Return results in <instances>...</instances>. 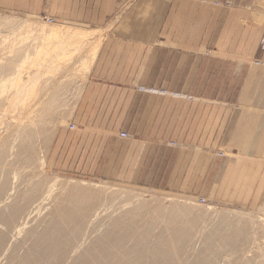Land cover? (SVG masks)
Segmentation results:
<instances>
[{"label": "crops", "instance_id": "1", "mask_svg": "<svg viewBox=\"0 0 264 264\" xmlns=\"http://www.w3.org/2000/svg\"><path fill=\"white\" fill-rule=\"evenodd\" d=\"M0 11L104 34L73 118L98 177L257 204L264 0H0Z\"/></svg>", "mask_w": 264, "mask_h": 264}, {"label": "bare ground", "instance_id": "2", "mask_svg": "<svg viewBox=\"0 0 264 264\" xmlns=\"http://www.w3.org/2000/svg\"><path fill=\"white\" fill-rule=\"evenodd\" d=\"M9 18H0V100H4L0 123L12 120L3 117L13 108L27 115L9 137L1 136L11 123L0 129V264H229L224 262L227 255L243 257L240 250L263 231L255 215L214 213L178 196L148 200L106 183L33 175L42 169L41 149L55 127L66 122L65 115H72L83 88L81 80H75L89 72L97 52L91 48L87 57L63 59L75 56L81 43L96 39L98 30L74 28L79 33L66 45L57 40L59 34L65 35L64 28L59 30L61 24L52 19L32 27ZM45 41L48 47L41 46ZM61 60L66 64L60 67ZM45 62L48 68L43 70ZM36 64L38 69L27 68ZM24 72L29 75L23 77ZM28 93L34 99L31 110ZM69 101L74 103L72 110Z\"/></svg>", "mask_w": 264, "mask_h": 264}, {"label": "rangeland", "instance_id": "3", "mask_svg": "<svg viewBox=\"0 0 264 264\" xmlns=\"http://www.w3.org/2000/svg\"><path fill=\"white\" fill-rule=\"evenodd\" d=\"M2 17H11L9 19L11 21L15 20V22H25V23L27 22L26 24H28L29 26L32 24L31 25L32 27L35 26V24H38V22H40V21L42 22V24L47 22L50 19L55 21L53 18H48L47 21L46 20L43 21L41 18H35V17H29V16L28 17L27 16L23 17L21 15H17V14L11 13V12H2V11H0V18H2ZM32 22H34V23H32ZM50 24H53V23H50ZM74 28L75 27H72V26H70V27L59 26V30L63 29L61 31V33H64L63 31H65V35L64 34H59L58 35L59 37H58L57 40H60L59 42H61L63 44L64 43L66 45L69 44L70 43V39H72L71 37L74 35V33H79L76 30L74 31ZM2 29H3V27L0 26V32H1ZM70 30H73V31H70ZM85 31H87V30H85ZM70 32H73V33H71L72 35L71 34L69 35ZM94 33H96V32H94ZM101 34L102 33H99V34L96 33V35L98 37H96V39H93L95 41L93 43H92L93 40H91V41L87 40V41L84 42L85 44L87 43L86 45H84V43H81L80 45H78L77 49H78L79 52L77 51L78 52V53H76L77 55L75 54V56L69 57V58L67 56V58L65 57L63 60H67V61L71 60L73 62L74 60H76L77 58L80 57L79 55H81V57L83 58L84 55H86L85 57H87V55L90 54L92 52V50H94V49H95V52H97L98 48H99V46L101 44L102 38L104 36V34H102V36H101ZM35 36L39 37L37 35H35ZM94 37L95 36H91V38H94ZM63 40H64V42H63ZM34 42H35L34 48H37L38 41L36 40ZM91 43L96 45L95 46L96 48L93 47V46L91 47V45H92ZM48 44H49V42L45 41V43H43L41 46L48 47ZM83 45H84V47H82ZM87 45H88V48L89 47L90 48L86 50ZM79 47H82V49H80ZM91 48H94V49H91ZM90 49H91V51H90ZM63 60H61L59 62L58 66L61 67L63 64H66V62H62ZM71 61H69V62H71ZM45 63H46V65L44 66L43 70L48 68L47 67L48 63L47 62H45ZM27 68H30V69L31 68L32 69L33 68H37L38 69V66L36 64V65H34V67L27 66ZM38 73H34V76L36 74H38ZM89 73L90 72H88V71L85 72V75H81V76L77 77V79L75 81L81 80L82 86L84 87V85H85V83H86V81L88 79ZM24 75L27 76L29 74L24 72L23 73V77H24ZM21 83L22 84H26V81H21ZM80 88H79V92L80 91L81 92L79 94L81 96L83 88L81 86H80ZM25 98H26V95H24L23 99H25ZM27 99L28 100L29 99L32 100V102L29 105V108L31 110V107L34 105V99L33 98H29V93H28ZM69 99L71 100V98H69ZM77 99L78 100H77V103L75 105V108H73L74 105L73 106L71 105V104H74V103H71V102H73V100H75V99H72L71 102L69 101L70 104H68V105H70V106H68L69 107L68 109H70V110H72V108L74 109L72 111V115H70L69 113L67 115H65V117L67 118L66 122L64 121L65 123L63 122V124H61L57 128L55 127V129L57 131L54 129L55 132L52 134L51 139L48 141V143L45 146H43V149H41L42 152H44L43 155L45 156L43 158V162H41L42 169L40 171H37V172L33 173V175H38V174L42 173L44 175H47V177H49V178L51 176V177H60V179H69L70 178V179H75V180H86V181L91 182V183H97L100 186H103L106 183V184H109L110 186H115V188H117V189H123V190H127V191L131 190L134 195H137V193H139L141 196L143 195L142 197H144L145 199H148V200H151V197H153V196L163 197V198H168V199H170V197L172 198V197L178 196V197H182V198H180L181 201H183L184 198H191L192 197L191 198V202L199 204V206H200L199 208L207 209L208 207H210V208L213 209L214 213L218 212V211H220V212L221 211L222 212L223 211H227V212L233 213V214L238 215V216H244V215L247 216L249 214L255 215L256 218L254 220H256L257 223L259 222L258 226H259V228H263V231L258 234L256 241H251L250 244L247 246V248H242V250H240L241 254H244L243 257H241L239 259H236V258H233L231 256V254H229L224 259V262L225 263L229 262V264H242L245 261H250V262L253 261L252 263L254 264L255 261H256V263L257 262L259 263L261 261V259H264V243H262V242H264V210H263V208H262V210H259V206L261 205V203L264 204V190H263L262 194L260 195V199L258 200L257 204L254 205V206H251L250 204H244V205H241V204H229V203L227 204V203H223L221 201H215V200L210 199V198L198 197L196 195H185V194H180V193H176V192L157 190V189H153V188L137 186V185H134V184L123 183V182H118V181H115V180H110V179L98 177L96 175V173L94 172L93 168L88 167V165H90L89 164V156H90L89 152L87 151L86 153H82V155H80L79 146L75 145V142H77V139H78V136H79V132H80L79 131V126H77V123L73 120L74 112H75V110L77 108V105H78L80 97L77 98ZM0 101H4V100H0ZM28 102H30V100ZM2 106L3 105H0V109H1ZM71 106H72V108H71ZM8 108H9V106L5 107V109H8ZM13 109H14L13 113H7L6 112L7 116H4V117L2 116L3 118H5V120L6 119H12V120H8L6 122L0 123V129H4V127H6L9 123H11V126L6 129V131L2 134L1 137H9L10 130L13 131V128L16 125V123L21 121L20 118L27 115V112L26 113L23 112V109H21V108H13ZM53 123H55V122H53ZM73 126H74L75 130L71 131V129H73ZM51 127H52V125L50 126V128ZM61 137H63L64 139L61 140L62 139ZM65 142H68V143L64 144ZM221 156H223V154H221ZM83 158H84V162H80ZM78 160H80V161H78ZM38 163H39L38 161L35 162L33 164V167L38 166ZM80 165H83L84 167L81 168ZM48 175H50V176H48ZM163 201H164V199H163ZM48 207H50V205ZM50 209L51 208H49L48 211H50ZM46 212H43L42 215L46 214ZM42 215L41 216H37V217L40 218V217H42ZM213 217L217 218L216 214L213 215ZM22 236H23V234H21V236L18 237V238H20L19 241H21L23 239L24 236L23 237ZM255 243H256V245H255ZM253 250H255V251H253Z\"/></svg>", "mask_w": 264, "mask_h": 264}, {"label": "built area", "instance_id": "4", "mask_svg": "<svg viewBox=\"0 0 264 264\" xmlns=\"http://www.w3.org/2000/svg\"><path fill=\"white\" fill-rule=\"evenodd\" d=\"M50 21L52 22L53 20H50ZM121 136H122L123 138L128 137V135H127L126 133H122ZM202 201H203V200H202Z\"/></svg>", "mask_w": 264, "mask_h": 264}]
</instances>
